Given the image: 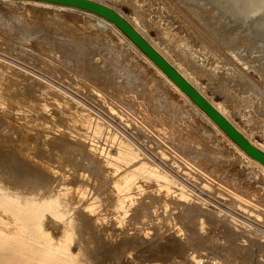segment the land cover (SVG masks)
Returning <instances> with one entry per match:
<instances>
[{
    "label": "bare ground",
    "instance_id": "bare-ground-1",
    "mask_svg": "<svg viewBox=\"0 0 264 264\" xmlns=\"http://www.w3.org/2000/svg\"><path fill=\"white\" fill-rule=\"evenodd\" d=\"M20 1L24 3L25 2L31 3L34 5H42V6L44 5L59 9H66V10L73 9V10L81 11L84 12L85 15L89 14L94 16L99 22L98 25L100 23L101 24L106 23V25L108 24L112 29L119 31V33H121L124 36V38H126L128 42V46L130 45L133 50H136L138 54L142 57L141 59H144L149 65H151L154 68V70L157 72V74L161 76L163 81H165L173 89H175L178 92V94L181 97H183L184 100L197 113H199L202 116V118H204L205 121H207L216 130L217 133H219L222 136V138H224L236 150H238L250 163L257 165L258 167L264 170V164L258 162L256 159L252 158L247 153H245L229 136H227L223 132V130L219 128V126L213 120H211V118L203 110H201L156 64H154L112 22H110L103 16H100L94 12L81 9L75 6L41 1V0H20ZM93 1L110 7L111 9L119 13L123 18H125L135 28V30H137V32H139L155 48V50L159 52V54H161L191 85H193L197 89L199 93H201L205 97V99H207V101L215 109H217L252 144H254L257 148H259L261 151L264 152V149L261 146L256 145L236 125V123L233 122V120L224 113V111L221 109L220 106H218L216 102H214L211 98L207 97L204 94L202 87L191 77L190 72L181 68L177 63L173 62L169 58V56L149 38L147 33L141 29L142 26L140 27L138 22L135 20L136 18L133 19L134 21L131 20V18H128L123 13H121L119 9L107 4L105 0H93ZM188 1L190 2V0ZM200 1L209 2L210 5L214 6L218 10L217 11L218 14L221 15L225 14L227 15V17H231L232 22L235 21L240 24L246 22L245 23L246 26H248V23H250L249 25H251L252 27L249 29L250 32L249 34L251 35L253 34L252 38H250L253 39V41L258 38L259 40L261 38L264 39V0H200ZM151 2H149V4ZM186 4H184V6ZM191 5H193V3H190L189 9ZM165 6L166 5L164 3V7ZM164 7L163 9H165ZM189 9H187V11ZM193 10L194 9L190 11L193 12ZM151 12H149L148 9V13ZM155 13L158 14V12ZM198 13H196V15L198 16L199 19V16H201L202 14L199 15ZM145 15L147 16V14ZM145 15H143L142 17H144ZM142 17H141V22H142ZM203 18H204V13H203ZM211 20L212 18L211 19L209 18L207 23H209V21ZM50 21L51 20H48L49 24L47 25L52 26L53 22L51 21L50 24ZM230 21L231 20H229V22ZM44 22L47 23V21L45 20ZM150 22H152L151 19ZM217 22L219 23V21ZM217 22L215 24H218ZM161 25H163V23ZM227 25L228 24H226V26ZM6 26L8 27V25ZM197 26L198 25H195V28ZM217 26H219V24ZM221 26L222 25H220V27ZM235 26H232V28L234 29ZM211 27L212 26H210V28ZM2 28H3L2 30H4V27ZM24 28H26V26L23 27V29ZM53 28L55 29V26L48 27L47 28L48 32L45 34L46 36L44 37L46 40L45 43L51 45L54 49V50L52 49V51H54L55 54L57 55L55 56L53 54L50 55L52 53L51 51L50 54L47 53L44 54L45 53L44 52L43 55H37V52L34 53L35 52L34 51L31 54H28L27 52L28 55H26V52L22 53L23 51H21L24 57L32 60V64L30 62V65L33 66L34 62L37 63V67L39 71L36 70L37 69L36 68L35 75L32 74L33 77L28 76L29 78H34L36 74L38 75L36 79H33L39 82V85L37 86H40L39 90L37 91L38 93V101L36 100L37 102L32 99L23 100L22 99L23 94L22 96H20L21 95L20 93L24 91V94L26 93V95L24 96L30 95L31 98V96L35 92L33 90L35 86H33L32 95L30 94L31 91L29 92L25 91L26 89L23 90L22 92H20L19 89V94L17 93L16 86L18 84L19 77L21 76V72L23 71L21 70H20L21 72L18 71L19 69L18 67H17L18 69L12 67L13 65L11 66L10 61H9L10 64L6 63L5 62L6 59H3L4 61L0 60V147L2 146L4 148H7L8 152L13 154V156L11 155V157L8 158V160H6L7 155L6 158L4 157L5 158L4 159L2 157L4 155H1L0 153L1 155L0 157V264H86V259L89 258L88 249H92L93 247H96L95 243L96 242L98 243L96 237H95L96 238L95 241H93L94 238H92V234L95 232L94 230H96V228L94 229V227H96L94 224L98 220H100L101 214L99 210H98L99 213L97 212L98 214L96 213L94 214L93 212H95L99 208L102 209V212L103 209L107 210L105 208H110L108 212H112L114 215L113 219L110 218L111 221L121 225L126 216L125 214L128 212V210H130L129 208L138 199V197L136 196L142 194L143 189H145V186H147L145 185L146 182H148V186H150L152 190L150 193L155 194L153 196L150 194L151 195L150 197L154 199V201H152L151 199L152 202L151 210L147 209L149 208V206L141 207L143 210L145 209L144 216L142 215L143 210H142V214L140 213L143 217H145L146 215L147 217L149 215L151 216V218H147L146 220L151 219L150 223H153L154 225L157 226L159 225V223L156 221L155 217H158V221H159L160 209L165 212H170L171 219L173 220L167 219V221L171 222V224H173L174 226L178 225L176 231L182 236L183 243L185 242L183 238L184 237L185 239L189 238L192 235L191 233L193 230V246L191 247L200 248L202 246L201 243L211 245V250H212L210 252L211 256L210 255L201 256L200 258L196 259L194 255L188 254L190 256V260H188L187 264H245L246 262H247L246 264H249V261L250 262L252 261L251 258L252 252L250 251V246L253 239L252 233L249 230L250 227L248 226L249 218L244 216L240 212H237L235 209L232 208V206L234 205V208L238 207L237 209L240 210L241 212L244 211L241 207H243L247 211L256 212L255 199L253 198L252 200L249 197V195L253 192V190L252 191L251 189L244 190V186L240 184L239 179L237 177H234V175H229V176L226 174L220 175L224 179V181L222 180L219 181V183H221L224 186V187L222 186L223 188L218 187L214 182H210V180L213 179V178L210 179V177H212V175L218 171V165H219L218 155L222 153L218 148L219 146L218 145L215 146L211 137L203 133L200 127L199 128L196 127L197 125H195L194 120L190 117L188 112H186L182 108H179L178 107L179 105H176L174 101H170V99H168L167 96L164 95V92H162L158 84H155V82L146 79L145 77L147 78L149 77L144 76L142 74L143 72L138 73L140 71L137 70L136 67L137 65L135 66L136 70H134L132 68L134 67L133 63L130 62L131 57L128 55V57H130L129 58L130 61H129V59L126 58L127 54L125 56L122 50L119 51L117 50L118 48L116 49L115 47L113 48H115L116 51L110 49L115 54V57L114 54L112 57L111 56L112 53L108 49L111 55L109 53L108 54L111 57L107 58L104 56L103 54L104 52L102 53V51L100 50L101 47L99 48L95 47L97 46L94 45L96 43L95 41L94 44H89L90 40L88 39L89 45L88 44L86 45L84 44L85 41L84 42L82 41L84 39L79 40L76 39L75 36L74 37L71 36L70 38L73 37V39L71 40L68 39L65 40L63 38L61 39V37L59 38L54 37L56 36V34L53 35V33H55L54 30H52ZM185 28H187L186 32H190V30H188V27ZM252 28L254 29V31ZM13 29L15 28L13 27ZM202 29L204 30V27ZM8 30H11L10 26L8 27ZM90 30H91V26H90ZM95 30L97 31V29ZM168 30L171 31L172 33L171 37H173L174 31L172 32L171 29ZM215 30L213 33V35H215L214 37L219 39L222 38L223 33L220 34ZM34 31L35 29H33V32ZM32 33L29 34L31 35ZM16 34L18 35V33ZM35 34L36 32L34 33V35ZM191 34L193 35L192 40L189 39L187 35L184 36L183 39L184 41H182V45L183 47H185L183 49L184 51L187 48L188 50H190L192 47L194 48L195 43H197L198 41L199 44L201 45V47L200 46L198 47H200V49H202L205 54L211 52L212 49H210V46L208 45L206 40L208 38L207 35L206 37L202 36L201 35L202 33L200 32L197 35L190 33V35ZM1 35H2V39H4V34ZM255 35L258 37L256 38ZM94 36L92 37L91 35L92 40L94 39ZM231 36H232V32H231ZM233 36L235 35L233 34ZM253 36H255L256 39ZM19 37L21 36L19 35ZM228 37L222 38L226 40V43L223 44H225L227 48L232 50L233 52L236 51L235 53L238 55L239 50L237 51L235 48H237V46L239 45H236V42L235 43L233 42L235 41L236 36L235 38L234 37L228 38ZM39 38H38V43H40ZM25 39L27 41L28 38ZM42 39H44L43 36ZM96 39L98 40V38ZM250 39L247 37V39L246 38L244 40L242 39L241 43H240L241 40L239 41V43L242 44L241 45L242 49L245 51L246 54L248 53L246 51H249L251 53L253 52L254 54L255 52H262L264 50V45H263L264 43L263 44L260 43L263 46H256L259 44H256L255 42H251ZM262 39L261 41H263ZM31 40L33 39L31 38ZM102 40L103 39H101V41ZM8 42L10 43L11 41H9L8 39ZM232 42L233 45L235 44L234 47H232ZM33 43H35V41ZM173 43L174 41H172V43L169 44L173 45ZM36 44L37 43H35V45ZM102 44H104L103 41L101 45ZM215 44L217 43L215 42ZM106 45L105 46L102 45V46L106 47ZM10 46L12 47V45ZM21 46L20 48L22 50ZM31 46H33V49L35 48L34 44L32 45V43ZM39 46L40 45H38V47ZM44 47H42V49ZM13 49L15 50V48ZM37 49L35 48L36 51ZM46 49H48L47 46ZM28 50L30 51V49ZM39 51L40 49H38V52ZM177 51L179 52V50ZM106 52L105 54H107ZM41 53L42 52H40V54ZM204 53L202 58L203 60H204ZM235 53H231V54H235ZM209 54L208 56H210ZM247 55L250 54L248 53ZM219 56L217 57V59H220ZM206 57L207 56L205 55V58ZM210 58L211 57H209L208 59L210 60ZM240 58L243 59V56L241 57V54H240ZM245 58L243 60H245ZM191 60H193V57ZM212 60H213L212 62L213 64L215 58ZM220 60L219 61L215 60V61L218 62V64H221L222 60L221 61ZM239 60L240 59H238L237 61ZM21 62L22 61H20V63ZM193 64L192 67H194ZM71 65L72 67H70ZM227 66L228 65H226V67ZM252 66L253 68H255L254 64ZM26 67H28L27 64ZM256 68L254 73L257 71L259 67L257 69ZM229 69L226 70V74L225 72L224 74L221 73L222 75H224L223 76L224 79H222V76L219 74L221 80H223L224 82L225 79H228L229 76H231V72H233L232 70L230 71ZM33 70H34V66H33ZM190 70L192 69L190 68ZM259 73L261 72L259 71ZM28 74L29 73H27L26 75ZM219 75L216 73V75L214 76L216 78V76ZM238 77H240V75ZM26 78H24L23 80L25 81ZM118 78H121V80L119 81ZM230 78H234L235 80H237L236 79L237 77L234 76ZM218 79L220 80V78H217V80ZM241 81L242 80H240V82ZM32 84L35 83L32 82ZM223 84L226 85V82ZM232 84H234V81ZM245 84L246 86H248L246 82L244 83V85ZM22 88L24 89L23 86ZM246 88L247 89H244V92L245 90L248 92V87ZM236 90L237 87L235 91ZM255 93L253 94L255 95ZM248 94L246 96H249ZM237 95H239V93ZM258 95L260 96V94ZM243 96H245V94H243ZM259 96H257V99ZM260 104L262 105L263 103ZM50 107H53L56 110H58L59 114L62 115L63 120L60 121L53 118L54 117L52 115L53 111H49ZM31 125H34L33 127L36 129L37 134H34L33 136V138L36 137V139L34 140L36 143L35 142L29 143L28 141L29 135L27 134L26 130L31 128ZM195 127L197 129L194 131ZM13 136L16 137L12 139ZM16 138H18V142L20 145L13 143V141H15ZM30 144L34 145L33 147L36 146L37 148L36 153H38L39 155L42 156L50 155L49 157H47L49 158L47 160L54 162L56 165L54 163L53 164L48 163L44 158H43L44 160L39 161L38 157L35 156L36 154L35 152H33L34 154L32 155L31 149L33 147ZM36 148L34 149L36 150ZM0 149L2 150V148ZM110 149L113 150V153L110 152ZM209 162H211V166L210 169H207L206 164ZM70 165L73 168L70 169L71 171H67L63 168L65 166H67L68 168V166ZM69 176H71L74 179L70 181L71 178L69 179ZM143 181H145V184H143L144 187L142 186ZM229 182L233 184L234 187L228 185ZM194 184H198L201 189L195 186ZM202 190H205L208 193H205ZM219 191L223 196H225V199L223 200L224 203L215 200V198L211 196V195L216 196L219 193ZM146 193L148 194V192ZM146 193L143 194V196L145 195L147 198ZM140 196L142 197V195ZM150 197L148 195V198ZM253 202H255V204ZM210 203H212L215 206H213V208H210L211 206ZM134 206L136 205L134 204ZM141 208L140 210L139 209L135 210L134 212L135 215L141 211ZM178 208H181V212L183 213L180 214ZM183 208H186V211H183ZM134 213L132 212V215ZM128 215L127 217H130ZM178 215L183 220L182 222L176 219ZM190 215H193V218L194 219L197 218L198 220L197 223L195 222V224H193V227H191L192 225L190 224L192 222ZM187 216L190 218L188 220H185ZM126 219L127 218H125V221H127ZM204 221H208L211 224H219L221 226V234L219 235V237H216L211 240L205 233H201L199 227L201 226V224L204 223ZM49 222H51L52 225H54L58 229V231H60V234L58 232L59 234L57 235L58 237H56V235H53L51 231L48 230L47 224ZM110 222L108 221V223ZM141 222L142 220L140 221V223ZM142 223H145V221ZM110 225H107L108 230ZM260 225L262 224L260 223ZM124 227L126 228V226ZM148 227L149 226H147V229ZM195 227L198 229H195ZM131 228H133V226ZM105 229L103 228L102 231H104ZM129 229L130 228L128 229L126 228V230L124 231H127ZM97 231L100 232L99 229ZM112 231L113 228L111 232ZM95 234L94 236H97ZM132 234L130 236L123 233V235L121 234L122 237L119 238L120 236V232H119V236H117V239L119 238L117 240L118 242L117 244L116 242L114 243V245L116 244L117 246H114V248L116 247L118 248L121 244H123L124 246V243L128 244L127 245L128 249L133 248V246L136 247L137 245L136 239L138 238ZM147 234L148 233H146V235ZM99 238L101 237L99 236ZM147 239L148 238H146V241ZM190 239L192 240V237ZM175 241H177V239H175ZM179 241H181V237ZM220 241H223V243H221ZM153 242L150 243L148 242V245H152ZM260 242L261 241H259V243ZM176 243L174 244L180 253H184L183 250L189 247L186 245V248L181 249L176 245ZM73 244L77 245L76 248L77 251L72 250L71 246ZM185 244H187V241ZM182 245L183 244H181V247H184ZM106 246H103L102 250ZM107 247L109 248V246ZM111 247L113 249V246ZM99 249L97 248L98 252L102 251L101 249L99 251ZM124 253H125V257L126 254L127 255L129 254L126 252ZM136 254H137L136 256H138V251ZM103 255L104 253L102 254V256ZM109 255L110 254H108L107 256ZM132 256L134 255L132 254ZM110 257H112L113 260L115 254L113 253V255ZM125 257L122 258L123 262ZM186 257L187 256L185 255L184 258L185 261L188 259V258L186 259ZM130 258H131V254H130ZM131 260L133 259L131 258ZM109 263L111 264L112 262ZM113 264H115V259ZM129 264H136V263H134L133 261L132 262L129 261Z\"/></svg>",
    "mask_w": 264,
    "mask_h": 264
},
{
    "label": "rangeland",
    "instance_id": "rangeland-1",
    "mask_svg": "<svg viewBox=\"0 0 264 264\" xmlns=\"http://www.w3.org/2000/svg\"><path fill=\"white\" fill-rule=\"evenodd\" d=\"M105 1H106L107 4H109V5L113 6V7H116L117 9H119V11H121V13H123L128 18H131V20H133V19L136 18L135 20L138 22V24H139L140 27L142 26L141 29L144 30L147 33V35L149 36V38L157 46H159L169 56V58L173 62L177 63L181 68H183V69L187 70L188 72H190L191 73V77L202 87V90H203L204 94L207 97L211 98L214 102H216L218 104V106H220L221 109L224 111V113L226 115H228L233 120V122H235L236 125L256 145H259V146H261L264 149V113H263L264 112L263 111V108H264V75H263L264 74V71H263V68H264L263 67L264 66V50L262 52H255L254 54H253V52L251 53L249 51H246V52H248L250 54V55H247L248 53L247 54L245 53V51L242 49V46H241L242 44H240L242 42V39L243 40L245 38L247 39V37L249 39L252 38V35L253 34L252 35L249 34L250 33L249 32V29L252 27L251 25H249L250 23H248V26H246L245 25L246 22L243 23V24H240V23H237V22L233 21L234 22V24H233L231 17H227V15H225V14H222V15L221 14H218L217 13L218 10L214 6L210 5L209 2L200 1V0H193V1L190 0V2L188 0H180V1L179 0H161V1L160 0H158V1L157 0H154L153 1L152 0V2H151V0H149V1L148 0H105ZM146 1H147L148 4L146 3ZM185 1H186L187 4L185 3ZM199 1H200V3H199ZM149 2H151V3L149 4ZM152 3H153V6H152ZM164 3L167 6V9H166V6L164 7ZM190 3H193V5H191V7L189 9ZM184 4H186L185 5L186 8H185ZM159 5L160 6L162 5V6L160 7ZM156 6H157V8H156ZM192 6H193V8H192ZM163 7L166 10L163 9ZM148 9H149V12H151L153 10L151 12L152 14L151 13H148ZM187 9H189V10L187 11ZM192 9H194L193 12L190 11ZM167 10H169V11H167ZM154 11L155 12H158V14L155 13ZM195 11H196V13L199 12L198 13L199 15L202 14L201 16H199V19H198V16L196 15ZM153 12L156 14V16H155V14ZM203 13H204V18H203ZM0 14H1L0 16L1 17L3 16L2 18H4V19H2L0 17V20H1L0 21V28H1L0 29V53H1L0 54L1 55L0 58H2L0 60L1 61H4L3 59H6L5 60L6 63H8V64L11 63V66L13 65L12 67H14L15 69H18L19 68L18 71H20V70L23 71V72L20 71L21 72V76L19 77L18 84L16 86L17 87V93L18 94H19V89H20V92H22L23 90L26 89L25 91H28V92L31 91L30 94L32 95L33 94L32 93L33 92L32 89H33V86H35L33 90L36 93L34 92V94L31 96V98H30V95H28V94L27 95L29 97L28 96H24V95H26V93L24 94V91L22 93H20L21 94L20 96H22V94H23V97H22L23 100H25V99H32L34 101H36V100L38 101V93H37V91L39 90V87L40 86H37V85H39V82L33 80V79H36V77H38L37 74H36V76H34V78H29L31 76L33 77V75H35V73H36V70H38L37 63L34 62V64H33L34 70H33V66L30 65V62L32 64V60L24 57V55L22 53H25L26 52V55H28V54H31V53H33L35 51L34 53L37 52V55H43L44 52H45L44 54H46V53L47 54H50L52 52L50 55H52V54L54 56L57 55V54H55L54 51H52L53 47L51 45H49L48 43L47 44L45 43L46 40H45V37L44 36H46L45 34L48 32V29H47L48 27H54L55 26V29L54 28L52 29L55 32V33L52 32L53 35L56 34V36H54V37H58V38L61 37V39L63 38L65 40L66 39L71 40L75 36L76 39H79V40L84 39L82 41L83 42L85 41L84 44H86V45L88 44L89 40H90V42H92V43L89 42V44H94L96 42L94 45H97V46H95V47H97V48L101 47L102 49L100 48V50L102 51V53L104 52L103 54L107 58L108 57H111V56L113 57L114 52H112V50L113 51L114 50L116 51L117 48H118L117 50H119V51L122 50L125 56L127 54V56H126L127 59H129L131 57L130 58L131 61H130V59H129V61L133 63V66L134 67H132V68L134 70H136V67H137V70L140 71V72L137 71L138 73H142L143 72L142 74L144 76H148L149 77V78L145 77L146 79L151 80L152 82H155V84H158L159 87L161 88L162 92H164V95L167 96V98L170 99V101H174L176 103V105H179L178 106L179 108H182L183 110H185L186 112H188V114L190 115V117L194 120L195 125H197L196 127H198V128L200 127L202 129L203 133H205L209 137H211V139L214 142V145L215 146H217V145L219 146L218 148L220 149V152H222V153L220 155H218V157H219L218 158V162H219L218 171L216 173H214L212 175V177H210V179L211 178L214 179V180L211 179L210 182H214V183H216V185L218 187L223 188L224 186L221 183H219V181H221V180L224 181V179L220 175H222V174H226L228 176L229 175H234V177H237L239 179L240 184L244 186V190L245 189H247V190H250L251 189V191L253 190V192H254L255 195L252 192L249 195V197L252 200H253V198L255 199L256 204H255V202H253V203L256 205V212L247 211L243 207H241V208L244 211L241 212L240 210L237 209L238 207L234 208V205L232 206V208L235 209L237 212H240L241 214H243L244 216H246V217L249 218V221H248L249 224H248V226L250 227L249 230H250V232L252 233V236H253L252 243H251V246L252 247L249 245L250 246V251L252 252V257H251L252 258V261L251 262L249 261V264H264V238H263L264 237V170L262 168L258 167L257 165L250 163L238 150H236L230 143H228L224 138H222V136L219 133H217L216 130L207 121H205V119L202 118V116L199 113H197L184 100V98L181 97L178 94V92L175 89H173L168 83H166L165 81H163V79L161 78V76L159 74H157V72L154 70V68L151 65H149L144 59H141L142 57L138 54V52L136 50H133L130 45H129L130 47L128 46V42H127L126 38H124V36L121 33H119V31L112 29L108 24L106 25V23H102V24L100 23L98 25L99 22H98V20L94 16L89 15L87 13H86L87 15H85V13L84 12H81V11H77V10H73V9H71V10L70 9H67V10L66 9H59V8L50 7V6L48 7V6H44V5L43 6L42 5H34V4H31V3L21 2L20 0H10V1L9 0H0ZM142 14L143 15L147 14V16L145 15L144 17H142L143 16ZM171 14H172V16H171ZM51 15H52V17H51ZM193 15L195 16V18H194ZM205 15H206L207 19H206ZM13 17L14 18L17 17L18 18V21H17V18L14 19ZM141 17H142V22H141ZM156 17H157V19H156ZM174 17L176 18V20H175ZM144 18H145V20H144ZM209 18L210 19L212 18V20H211L212 22L209 21V23H207L208 20H209ZM7 19H8V21H7ZM150 19H151L152 22H150ZM164 19H165V21H164ZM44 20L47 21V23L44 22ZM48 20H51L53 22V25L54 26L53 25L52 26L47 25V24H49ZM197 20L200 21V22H198ZM222 20H223L225 26H224ZM229 20H231V21L229 22ZM51 21H50V24H51ZM157 21H158V23H157ZM202 21H203V23L205 22L204 25H203ZM217 21H219V23ZM19 22H20L21 25L19 24ZM216 22L219 24V26H217L218 24H215ZM1 23H2V26H1ZM23 23H24V25H23ZM162 23H163V25H161ZM44 24L46 25V28H45V25ZM177 24H178V26H177ZM207 24H208V27H207ZM213 24H214V26H213ZM226 24H228L227 26L229 28L226 26ZM239 24L241 25V27H240ZM6 25H8V27L10 26V29L11 30H8V27ZM195 25H198V26L195 28ZM205 25H206L207 28L205 27ZM220 25H222V26L220 27ZM5 26H6L7 29L5 28ZM25 26H26V28L27 27H29V28H27V29L24 28L25 29L24 30L23 27H25ZM90 26H91V30H90ZM164 26L165 27L168 26L167 27L168 29H171L172 32L174 31L173 32L174 36L172 35L173 37H171V34H172L171 31L168 30L167 28H165ZM210 26H212V27L210 28ZM223 26H224V28H223ZM232 26H235L234 29L232 28ZM2 27H4V30H2L3 29ZM13 27L15 29H13ZM185 27H188V30H190V32H186L187 31V28H185ZM203 27H204V30L202 29ZM219 27H220V29H219ZM225 27H226V29H225ZM61 28L64 29V30H62ZM160 28H161V30H160ZM163 28H164V30H163ZM18 29H20V30H18ZM33 29H35L34 32H33ZM46 29H47V31H46ZM59 29H61V30H59ZM93 29H94V31H93ZM95 29H97V31ZM246 29L248 30V33H247V30ZM21 30H22V32H21ZM56 30L58 31V34H57V31ZM201 30H202V32H201ZM214 30L217 31L220 34L223 33L222 38L223 37L224 38H227L229 35L231 36V32H232V36H231L232 38L233 37L235 38V36H236L235 41H233V42L234 43L236 42V45H239V46H237V48H235L237 51L239 50L238 55L235 53L236 51L233 52L232 50L228 49L225 44H223V43H226V40H224L222 38L219 39V38H215L214 37L215 36V35H213ZM242 30H243L244 33L242 32ZM2 31H3V33H2ZM14 31H16V32H14ZM226 31H229L230 33L229 32H226ZM233 31H234V33H233ZM253 31H254V29H253ZM9 32L11 33V36H10V33ZM35 32H36V34L34 35ZM199 32L202 33L201 34L202 36H205V37H206V35L208 36V38L206 40H207L208 45L210 46V49H212L211 52H208V54L210 53L209 54L210 56H208V54H205L204 51L202 49H200L201 45L199 44L198 41H197V43H195L194 48L192 47L190 49L191 51L188 50V48L185 49V51L183 50L185 48L182 45V41H184L183 40L184 39V36L187 35L188 38L192 40L193 39V35L192 34L190 35V33H193L194 35H197ZM5 33H6V36H5ZM16 33H18V35ZM29 33H32V34L30 35ZM37 33H38L39 36L37 35ZM101 33H102V35H101ZM169 33H170V35H169ZM237 33H238V35H237ZM240 33H241V35H242V33H243V35L244 34L245 35L244 36L243 35L241 36ZM251 33H253V32H251ZM1 34H4V39H2V35ZM93 34L96 35V36L98 35V36L96 37ZM233 34L235 36H233ZM19 35L22 38L19 37ZM91 35H92V37L94 36V39L93 40L91 38ZM42 36H43L44 39H42ZM71 36H73V37L70 38ZM78 36H79V38H78ZM230 36L228 38H231ZM255 36H253V37L255 38ZM169 37H170V39H169ZM177 37H178V40L179 41L177 40ZM257 37L258 36H256V38ZM25 38H28L27 41H26ZM31 38L33 40H31ZM38 38H39L40 43H38ZM96 38H98V40ZM165 38H166V40H165ZM8 39H9V41H11L10 43L8 42ZM22 39L25 40L26 42L23 41ZM101 39H103L102 41L104 42V44H102V45L105 46L107 44L106 45L107 48L106 47H103L101 45V43H102ZM175 39L178 41V43H177V41ZM180 39H182V40H180ZM261 39L259 40V38H258V39H256L257 41L256 40L253 41V39H250V41L251 42H255L256 44H259V45H256V46H263L264 45L263 44L264 43L263 42L264 39H262L263 41H261ZM34 41H35V43H37L36 45H35V43H33ZM43 41H44V43H43ZM100 41H101V43H100ZM172 41H174L173 45L169 44V43H172ZM239 41H240V43H239ZM5 42H6V44H5ZM7 42L9 43V46L12 45V47L10 46L11 49L8 46V43ZM41 42H42V44H41ZM97 42H98L99 45L97 44ZM215 42L218 45L215 44ZM233 42H232V47L235 46V44L233 45ZM14 43L15 44L17 43L16 44V47H15V44ZM31 43H32V45L34 44V47L36 49L37 48L40 49V51L38 52V49H37V51L35 50V48L33 49V46H31ZM220 43H221V45H220ZM260 43L263 44V45H261ZM4 45L7 46V49H6V46H4ZM38 45H40V46L38 47ZM45 45L48 47V49H46V46ZM20 46L22 47V50H21ZM27 46H28V48H27ZM108 46H109V48H108ZM198 46H200V47H198ZM42 47H44L43 48L44 50L42 49ZM113 47H115L116 49L113 48ZM13 48H15V50ZM16 48H17V51H16ZM28 49H30V51ZM31 49H32V51H31ZM106 49L107 50L108 49L109 50L112 49V50H110L111 53H112V55L110 54V51L109 50L107 51ZM26 50H28V51H26ZM177 50H179V52ZM21 51H23V52L21 53ZM176 51L180 55H178L176 53ZM199 51L200 52L202 51L201 54H200ZM27 52H28V54H27ZM40 52H42V53L40 54ZM105 52L107 54H105ZM203 53H204V60L202 59L203 58ZM231 53H235V54H231ZM2 54H4V55H2ZM103 54H102V56H103ZM193 54H194V56H193ZM212 54L214 55V57H213ZM240 54H241V57L243 56V59L246 57L248 60L246 58H245V60H243L242 58H240ZM244 54H246L247 56L244 55ZM5 55L8 56V57H6ZM18 55H19V57H18ZM128 55L130 57H128ZM205 55L208 58L211 57L210 60L207 57L205 58ZM215 55H217V56H215ZM233 55H234V57H233ZM218 56L222 60V63H224L225 65L222 64V63L221 64H218V62H216V61H219L220 60V59H217ZM12 57H13V59H12ZM114 57H115V54H114ZM192 57H193V60L194 61L191 60ZM195 58H196V60H195ZM199 58H200V60H199ZM214 58H215L216 61L214 60V63L212 64V62H213L212 59H214ZM223 59L224 60L226 59V60L224 61ZM238 59H240V60L242 59L243 61L242 60L241 61L239 60L240 61L239 62V61H237ZM9 61H10V63H9ZM20 61H22V62L20 63ZM25 61H26V63H25ZM205 61H207V62H205ZM189 62H190V64H189ZM193 62H194V64H193ZM200 62H201V64H200ZM229 62H230V64H229ZM241 62L242 63L244 62L243 65H242ZM247 62L249 64H251V65H249ZM22 63L24 64V66H23ZM26 64L28 65V67H26ZM192 64L194 65V67H192ZM198 64H200V65H198ZM210 64H211V67H210ZM253 64H254V67L255 68L259 65L258 66L259 68L258 67H257L258 69L256 68L257 71L255 73H254L255 68H253V66H252ZM29 65H30V68H29ZM219 65H220V67H219ZM221 65H222V67H221ZM226 65H228V66L226 67ZM70 67H72V65ZM195 67H196V69H195ZM228 67L229 68L230 67L231 68L234 67V68L233 69H231V68L229 69ZM190 68L192 70H190ZM207 69H208V71H207ZM219 69H220V71H219ZM228 69L230 71L232 70L233 72H231V76H229L228 79H225L226 85H224L223 83H225V82L223 80H221L220 75L222 76V79H224L223 78L224 75H222V74H224V72L226 74V70H228ZM261 69H262V71H261ZM202 70H204V71H202ZM234 70L235 71L237 70V71L235 72ZM259 71L261 73H259ZM26 72L29 73V74L26 75L27 74ZM215 72L218 75L220 74L219 76H216V78L214 76V75H216ZM241 73H242V75H241ZM259 74H260V77H259ZM237 75L238 76L240 75V77H238ZM23 76H24V78H26V76H27V78H26L25 81L23 80L24 79ZM233 76L234 77H237L236 78L237 80H235L234 78H230V77H233ZM241 77L244 78V79H242ZM262 77H263V79H262ZM217 78H220V80L219 79L217 80ZM118 79H119V81L121 80V78H118ZM118 79H117V81H118ZM229 79H230V81H229ZM240 80H242L243 82L242 81L240 82ZM26 81L29 82V83H27ZM31 81L33 83H35V84H32ZM217 81H218V83H217ZM221 81H222V83H221ZM228 81L230 82V84H232L233 81H234V84H232L233 86L230 85ZM237 82H238V84H237ZM239 82H240V84H239ZM245 82L247 83L248 86H246V84L244 85ZM21 83H23V84H21ZM31 84H32V86H31ZM228 84H229V86H228ZM21 85L24 87V89L22 88ZM27 86L28 87L31 86L32 88L31 87L28 88ZM36 86H37V88H36ZM236 87H237V90L235 91ZM246 87H248V92L245 90V92H246L245 93L244 92V89H247ZM233 88H235V89H233ZM240 91L242 92V95H241V92ZM252 91H254V92H252ZM238 93H239V95H237ZM253 93H255V95ZM257 93L260 94V96ZM243 94H245V96H243ZM247 94L249 96H246ZM262 94H263V96H262ZM35 95L37 96V99H36V96ZM257 96H259L258 99H257ZM33 97H34V99H33ZM256 101H257L258 104L256 103ZM260 103H263L262 104L263 106ZM255 105H257V106H255ZM258 106L259 107L261 106V107L259 108ZM49 111H53V113H52V115L54 116L53 118H55L57 120H60V121L63 120L62 115H60L59 112H58V110H56L55 108L50 107L49 108ZM33 126L34 125H31V128H29V129L26 130L27 131V134L29 135V139H28L29 143H34L35 142L34 140L36 139V137L33 138L34 134H37L36 133V129ZM196 127H195L194 131L197 129ZM15 137L16 136H13L12 139L15 138ZM16 140H15L16 142L13 141V143L14 144H17V145H20L19 142H18V138H16ZM31 141H33V142H31ZM8 142H10V141H8ZM30 145L32 147L34 146L32 144H30ZM0 148H2V150H3L2 151L0 149L1 150V152H0L1 155H4L2 157L3 158L4 157L6 158V155H7L6 160H8V158H10L11 155L13 156V154H11V153L8 152L7 148H4L2 146ZM34 148H36V146L31 149L32 155L34 154L33 152H35V153L37 152V148H36V150ZM5 151L7 152V154H6ZM110 152L113 153V150L110 149ZM15 154H16V151H15ZM36 154H35V156L38 157L39 161L45 159L50 164H53L54 163L52 161L47 160V159H49L47 157H49L50 155H48V156L47 155H45V156L43 155L42 156V155H39L38 153H36ZM1 155H0V157H1ZM39 157H41V158H39ZM73 164H75V163H73ZM210 166H211V162H209V163L206 164L207 169H210ZM63 168L65 170H67V171H71L70 169H73L71 167V165L68 166V168H67V166H65ZM218 176H220L221 179ZM70 178H71L70 181H72L74 179L71 176H69V179ZM143 184H145V181L142 182V186L144 187ZM145 185H147V186H145V189H143L142 194H139V195L136 196V197H138V199L134 203L136 206H134V204H133L129 208L130 210H128V212L125 214L126 215L125 218H127L126 219L127 221H125V218H124V221L122 222L121 225H119V224L111 221V219H113L114 215H113L112 212H108V210L110 208H105L107 210H104L103 209V212H102V209L99 208L95 212H93L94 214L95 213L98 214L99 211H100V214L101 215H100V220H98L94 224L96 227L93 226L94 229L96 228V230H94L96 232V234L94 232L92 234V238H94L93 241H95V239L97 238L96 240L98 241V243L100 242L103 245H101L99 243V246H98V243L96 242L95 243L96 244L95 245L96 247H93L92 248L93 250L92 249H88L89 258L86 259V264H110L109 262H112L111 264H113L114 259H115V264H126V263L129 264V261L130 262L133 261L136 264H187L188 263V260H190V256L189 255H194L196 257V259L200 258L201 256H209L210 255V252L212 251L211 250V245H207L205 243H201L202 246L200 248H193V247H191V246H193V230H192V233H191L192 235L189 238H186V239H185V237L183 238L185 240V242L183 243L182 236L176 231L177 228H178V225L177 226H174L173 224H171V222H168L167 221V219L168 220H173V219H171L170 212H165V211H162L160 209V212H159L160 219H159V221H158V217H155L156 221L159 223V225H157V226L154 225L153 223H150L151 219L150 220H146L147 218H151L150 215L148 217H147V215L145 217H143L144 216V210L145 209L143 210L141 207H148L149 206V208H147V209H150L151 210V207H152L151 199L152 198L150 196L151 195L152 196L155 195L154 193H152V194L150 193L152 190H151L150 186H148V182H146ZM194 185L197 186V187H199L198 184H194ZM228 185H231L232 187H234L233 184H231L230 182L228 183ZM202 191H204L205 193H208L205 190H202ZM146 192H148V194ZM145 193L147 194V198H146L145 195L143 196V194H145ZM140 195H142V197H144L145 199L142 198ZM148 195H149L150 198H148ZM211 196L214 197L215 200L224 203L223 200L225 199V196H223L220 191H219V193L216 196H213V195H211ZM139 197H140V199H139ZM152 201H154V199H152ZM257 201H258V203H257ZM139 205H141V206H139ZM210 205H211L210 208H213V206H215L212 203H210ZM134 207H135V209H134ZM140 208H141V211L135 215V213H134L135 210L136 209H139L140 210ZM142 210H143V214H142ZM178 210H179L180 214L183 213V212H181V208H178ZM129 211H130V213H129ZM131 211L134 213L133 215H135V216L132 215V212ZM175 211H177V210H175ZM183 211H186V208H183ZM106 212H108V213H106ZM147 212H149V211H147ZM127 215L130 216V217H127ZM190 216H191V219H192V222L190 224L192 225L191 227H193V224H195V222L197 223L198 220H197V218L194 219L193 218V215H190ZM189 218L190 217L187 216L185 218V220H188ZM176 219H178V221H181V222L183 221L179 217V215H178V217H176ZM141 220H142V222L145 221L146 224L145 223H142V222L140 223ZM108 221L109 222L111 221V222L108 223ZM147 222H148V224H147ZM125 223H126V225H125ZM260 223L262 225H260ZM107 225H110L109 226V230H108ZM258 225H260V226H258ZM124 226H126L127 229L128 228H130V229L127 230V231H124V230H126V228ZM130 226L131 227L133 226V228H131ZM147 226H149L148 229H147ZM47 227H48V230L51 231V233L53 235H56V237H58L57 235L60 234V231H58V229L54 225H52L51 222H49L47 224ZM100 227H101V229H100ZM144 227H145V229H144ZM257 227H258V229H257ZM103 228L104 229L106 228L105 229L106 230V233H105V230L102 231ZM112 228H113V231L111 232ZM117 228H118V230H117ZM122 228H124V229H122ZM139 228H140V230H139ZM199 228L201 230V233H205L211 240L214 239V238H216V237H219V235L221 234V226L219 224H211L208 221H204V223L201 224V226ZM98 229L100 230V232L97 231ZM195 229H198V228L195 227ZM58 232H59V234H58ZM113 232H114V234H113ZM119 232H120V236H119ZM98 233H99V235H98ZM123 233L124 234H127V235H130V236L133 233L132 235H134L135 237H137L139 239V240L136 239V244H137L136 247L133 246V248H129L128 249V247H127L128 244H125L124 243V246H123V244H121L119 246L121 248H119V247L118 248L117 247L114 248V246H117L116 245L117 242H118L117 240L122 237ZM146 233H148V234L146 235ZM94 234L97 235V236H94ZM101 234H104V235H101ZM111 234H112V236H111ZM99 236L101 238H99ZM117 236H119L118 239H117ZM180 237H181V241H179L180 240ZM191 237H192V240L190 239ZM146 238L151 239V240H148L147 239V241H146ZM178 238H179V240H178ZM152 239H153L154 242L152 241ZM175 239H177V241H175ZM143 240H144V242H143ZM186 241H187V244H185ZM259 241H261L260 242L261 244L259 243ZM110 242H111V244L112 243L113 244L111 245ZM115 242H116V244L114 245ZM148 242L149 243L150 242H153V243H152V245H148ZM220 242L223 243V241H220ZM174 243H176V245L178 247H180L181 249L186 248V245L189 246V247H187L185 250H183L184 253H180ZM181 244H183L182 246H184V247H181ZM106 245L109 246V248ZM110 245L113 246V249H112V247ZM103 246H106V247H104V249L102 250V247ZM71 248H72V250L77 251V249H76L77 248V245L76 244H73L71 246ZM97 248L98 249L100 248L102 251H100V249H99L100 252H98L97 251ZM105 248H106V250L108 248V250H109V251L107 250L108 253L105 250ZM119 249H120V251H119ZM197 249H199V250H197ZM137 251H138V256H136L137 255L136 254ZM95 252H96V254H95ZM124 252L129 253V254L128 255L126 254V257H125V253ZM103 253H104V255L102 256ZM113 253L115 254V257L112 260V257H110V256H112ZM139 253H141V254H139ZM108 254H110V255L107 256ZM130 254H131V258L133 260H131ZM132 254L135 257L132 256ZM185 255L187 256L186 259L188 258L186 261L184 259L185 258ZM96 256H98L99 258L96 257ZM122 256L125 257L124 258V262H123V259H122L123 257ZM126 258H127V260H126ZM103 259H105L106 262Z\"/></svg>",
    "mask_w": 264,
    "mask_h": 264
},
{
    "label": "water",
    "instance_id": "water-1",
    "mask_svg": "<svg viewBox=\"0 0 264 264\" xmlns=\"http://www.w3.org/2000/svg\"><path fill=\"white\" fill-rule=\"evenodd\" d=\"M75 6L94 12L112 22L154 64H156L201 110L213 120L245 153L264 164V152L252 144L205 97L197 91L135 28L110 7L93 0H41Z\"/></svg>",
    "mask_w": 264,
    "mask_h": 264
}]
</instances>
